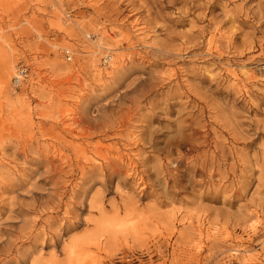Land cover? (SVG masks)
<instances>
[{
	"label": "rangeland",
	"instance_id": "obj_1",
	"mask_svg": "<svg viewBox=\"0 0 264 264\" xmlns=\"http://www.w3.org/2000/svg\"><path fill=\"white\" fill-rule=\"evenodd\" d=\"M0 264H264V0H0Z\"/></svg>",
	"mask_w": 264,
	"mask_h": 264
},
{
	"label": "built area",
	"instance_id": "obj_2",
	"mask_svg": "<svg viewBox=\"0 0 264 264\" xmlns=\"http://www.w3.org/2000/svg\"><path fill=\"white\" fill-rule=\"evenodd\" d=\"M27 75V68L24 66H19L16 70V73L13 76V84L15 87L21 85L22 81L25 79Z\"/></svg>",
	"mask_w": 264,
	"mask_h": 264
}]
</instances>
